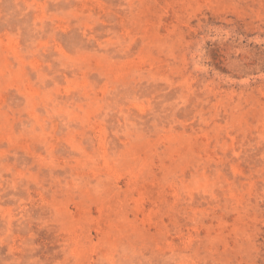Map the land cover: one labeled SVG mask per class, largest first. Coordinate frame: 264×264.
<instances>
[{
  "label": "rangeland",
  "instance_id": "rangeland-1",
  "mask_svg": "<svg viewBox=\"0 0 264 264\" xmlns=\"http://www.w3.org/2000/svg\"><path fill=\"white\" fill-rule=\"evenodd\" d=\"M0 264H264V0H0Z\"/></svg>",
  "mask_w": 264,
  "mask_h": 264
}]
</instances>
